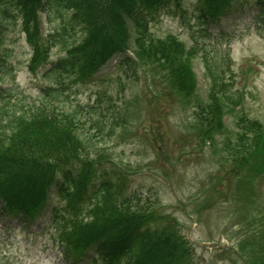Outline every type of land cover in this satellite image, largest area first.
I'll return each instance as SVG.
<instances>
[{"label":"trees","instance_id":"obj_1","mask_svg":"<svg viewBox=\"0 0 264 264\" xmlns=\"http://www.w3.org/2000/svg\"><path fill=\"white\" fill-rule=\"evenodd\" d=\"M231 1L203 0L189 14L181 0H0L1 27L6 17L27 6L25 14L32 20V29L25 31L32 42V61L44 65L45 60L44 55L41 59L45 47L36 36L37 13H57L58 27L48 38L45 35L44 44L46 41L48 50L53 45L66 48L64 55L44 66L41 75L49 83L40 85L31 101L16 82L2 83L14 72V65L7 51L0 50V216L11 215L25 228L35 226L50 239L54 236L50 228L65 235L57 244L67 263L182 264L184 254L179 252L190 256L188 242L182 235L175 236V230L166 232L155 226V219L161 216L154 209L157 200L140 203L136 200L139 193L123 195L129 187L126 177L95 143L128 124L125 109L113 101L84 104L72 98V102L67 79L75 76L81 84L95 81L107 59L117 54L122 73L137 79V67L146 57L160 63L169 72L172 85L187 94L196 86L189 58L202 52L209 80L208 102L195 104L196 118L206 126L202 134L220 130L223 106L239 104L242 96L240 91L237 96L229 92L232 82L225 77L230 49L217 54L208 41L228 44L235 36L214 26L231 8ZM254 7L256 25L264 29V0H255ZM162 9L178 16L189 46L172 35L165 39L154 36L149 22ZM77 29L82 38L74 44ZM130 46L135 60L126 55ZM238 122V148L242 151L237 154L242 156L258 143L261 127L242 117ZM259 249L264 252L263 244L253 248L251 264L264 261ZM245 262L250 264L249 259Z\"/></svg>","mask_w":264,"mask_h":264},{"label":"rangeland","instance_id":"obj_2","mask_svg":"<svg viewBox=\"0 0 264 264\" xmlns=\"http://www.w3.org/2000/svg\"><path fill=\"white\" fill-rule=\"evenodd\" d=\"M181 1L189 14L203 4V0ZM233 2L217 27L221 24L235 36L228 44L208 41L217 54L230 49V64L225 69V77L232 82L229 92L243 94L237 108L229 103L223 106L220 130L202 134L206 126L196 118L195 104L208 102L209 80L202 52L189 58L198 86L187 94L172 85L169 72L160 63L146 57L137 67V79L122 73L119 57L107 60L95 81L81 84L75 76L67 79L73 94L70 99L84 104L113 101L125 109L128 124L95 143L126 177L129 187L123 195L139 193L136 200L140 203L157 200L154 209L162 217L155 219V226L166 232L175 230V236L182 235L188 242L190 256L179 252L184 254L182 264H247L244 259L251 264L255 260L253 248L264 246V29L253 18L255 0ZM25 8L6 17L0 26V50L7 51L14 65V72L2 83L16 82L31 101L39 85L49 83L41 75L44 66L64 55L66 48L53 45L48 50L46 41L44 44L45 35L48 38L58 27L57 13L49 10L43 17L39 14L42 23L35 14L36 36L45 47L41 55L45 60L44 65L40 60L32 61V42L25 31L32 29V20L26 18ZM149 26L157 38L172 35L184 46L190 45L186 28L168 10H160ZM81 38L77 29L73 43ZM241 117L258 122L262 128L258 143L242 156L237 154L242 151L237 138ZM6 225V219L0 217V264H66L57 244L65 235L50 228L53 239L38 237L12 226L5 229ZM257 263L264 261L258 259Z\"/></svg>","mask_w":264,"mask_h":264}]
</instances>
